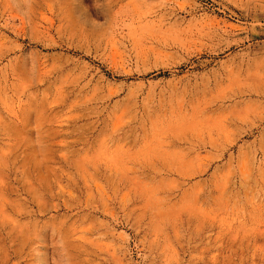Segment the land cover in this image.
I'll list each match as a JSON object with an SVG mask.
<instances>
[{
    "label": "rangeland",
    "instance_id": "374dc122",
    "mask_svg": "<svg viewBox=\"0 0 264 264\" xmlns=\"http://www.w3.org/2000/svg\"><path fill=\"white\" fill-rule=\"evenodd\" d=\"M0 264H264V0H0Z\"/></svg>",
    "mask_w": 264,
    "mask_h": 264
}]
</instances>
